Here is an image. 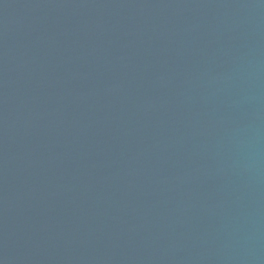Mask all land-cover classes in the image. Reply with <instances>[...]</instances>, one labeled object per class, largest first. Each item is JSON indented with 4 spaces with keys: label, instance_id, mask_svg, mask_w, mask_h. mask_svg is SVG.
I'll return each instance as SVG.
<instances>
[{
    "label": "water",
    "instance_id": "1",
    "mask_svg": "<svg viewBox=\"0 0 264 264\" xmlns=\"http://www.w3.org/2000/svg\"><path fill=\"white\" fill-rule=\"evenodd\" d=\"M0 264H264V0H0Z\"/></svg>",
    "mask_w": 264,
    "mask_h": 264
}]
</instances>
